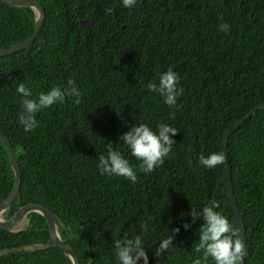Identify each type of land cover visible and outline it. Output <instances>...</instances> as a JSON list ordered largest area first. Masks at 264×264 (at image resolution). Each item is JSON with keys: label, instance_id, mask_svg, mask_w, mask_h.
I'll list each match as a JSON object with an SVG mask.
<instances>
[{"label": "trees", "instance_id": "1", "mask_svg": "<svg viewBox=\"0 0 264 264\" xmlns=\"http://www.w3.org/2000/svg\"><path fill=\"white\" fill-rule=\"evenodd\" d=\"M37 1L46 17L34 44L0 56V131L22 169L20 193L5 218L31 202L50 208L84 264H118L115 240L136 235L143 238L148 264H157L156 247L177 226L173 247L158 264H192L202 255L195 247L203 221L192 222L188 213L214 200L240 238L226 163L208 169L199 157L224 154L225 132L264 102V0H137L131 8L122 0ZM35 18L31 7L0 1V48L32 36ZM224 22L229 32L218 31ZM169 67L184 89L175 109L147 89ZM68 79L83 93L81 103L66 97L42 109L37 127L25 132L17 119L18 84L35 97L67 86ZM139 123L178 130L164 164L151 173L137 171L135 184L101 175L98 158L108 142L134 169L140 163L119 140ZM228 147L245 221L246 264H264V108L231 135ZM14 184L0 141V203ZM185 222L191 224L187 230ZM50 240L45 218L31 212L21 231L0 229V264H73Z\"/></svg>", "mask_w": 264, "mask_h": 264}, {"label": "clouds", "instance_id": "2", "mask_svg": "<svg viewBox=\"0 0 264 264\" xmlns=\"http://www.w3.org/2000/svg\"><path fill=\"white\" fill-rule=\"evenodd\" d=\"M136 2L137 0H122L125 8L133 7ZM218 31L229 32L230 25L227 22L221 23ZM179 81L180 77L169 67L167 71L160 73L158 83L150 81L147 84V89L149 92L161 96L166 105L175 109L178 106L177 100L184 91L183 87L179 86ZM16 91L22 97L19 101L21 111L18 113L17 119L25 132H30L37 127L36 114L42 109L50 108L57 103L63 104L66 97H72L73 103L79 105L83 96L73 79H68L67 86L63 88L59 85L53 86L47 92H39L35 97L22 81L18 84ZM174 114V111L169 113L170 116H174ZM177 132L176 128L167 123H158L156 130H153L146 123L134 124L119 137V140L127 145L131 155L140 163L134 169L122 152L113 147L111 142H108L105 144L106 154H100L98 158L97 167L100 174L121 176L130 180L133 184L137 183V171L145 174L151 173L164 164L165 157L169 155L175 143L172 136ZM199 163L205 168L212 169L217 165H223L226 161L223 152H213L208 156L201 155ZM219 207L220 203L214 200L199 211L196 207H191L188 213L192 218V222L197 219L203 221L199 227V239L195 247V252L202 253V255L195 258L192 264H209L210 258L214 261V264H240L246 254L244 242L239 238L236 228L230 224L227 216L216 210ZM182 227L187 230L191 227V224L185 222ZM141 229L145 232L148 230L147 222L141 224ZM180 230L181 226L172 228L171 235L159 242L154 252L157 264L160 258L173 247L174 236ZM114 249L118 264H140L141 261L143 264H148L149 262L141 235L115 240Z\"/></svg>", "mask_w": 264, "mask_h": 264}, {"label": "water", "instance_id": "3", "mask_svg": "<svg viewBox=\"0 0 264 264\" xmlns=\"http://www.w3.org/2000/svg\"><path fill=\"white\" fill-rule=\"evenodd\" d=\"M0 1L10 6L31 7L35 11V15H36L35 31L33 35L27 38L26 40L14 44L8 48H0V56H5L20 51L22 49H25L27 47H30L31 45L34 44L35 39L38 37L44 25L46 11L44 6L37 0H0ZM263 108H264V102L255 106L245 118L236 122L228 131H226L223 138L228 193L233 206V211L237 220L238 228L240 231V238L244 242L245 252H246L244 258L240 261V264H246L247 236H246L243 212L240 209L236 196L234 194L232 168L229 162V150L227 143L230 136L239 129V127L245 122L246 119H249L256 113V111ZM0 141H2L7 148L9 160L15 174V184L13 186L11 193L4 201L0 203V229L8 232H19L23 229L22 224L26 219L27 215L31 212H38L45 218L47 222L49 232L51 235V240H50L51 245H56L61 250H63V252L71 259L73 264H84L80 261L76 249L72 245L68 244L65 241V239L62 238L60 231H63V227L58 219L57 214L50 208L38 202H31L20 207L11 217L5 218L4 214L11 208L15 198L20 193L21 184H22V169L15 148L12 146L10 139L1 131H0Z\"/></svg>", "mask_w": 264, "mask_h": 264}, {"label": "rangeland", "instance_id": "4", "mask_svg": "<svg viewBox=\"0 0 264 264\" xmlns=\"http://www.w3.org/2000/svg\"><path fill=\"white\" fill-rule=\"evenodd\" d=\"M22 226H23V224H22ZM20 227V226H19Z\"/></svg>", "mask_w": 264, "mask_h": 264}]
</instances>
